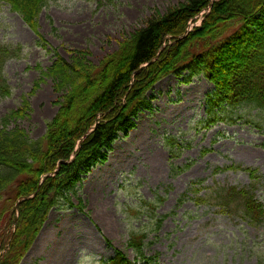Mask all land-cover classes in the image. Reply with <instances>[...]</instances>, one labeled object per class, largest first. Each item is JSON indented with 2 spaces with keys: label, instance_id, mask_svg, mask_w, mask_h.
<instances>
[{
  "label": "rangeland",
  "instance_id": "1",
  "mask_svg": "<svg viewBox=\"0 0 264 264\" xmlns=\"http://www.w3.org/2000/svg\"><path fill=\"white\" fill-rule=\"evenodd\" d=\"M183 1L49 0L39 15L41 37L0 2V44L22 47L4 68L12 93L0 100V124L27 100L29 114L8 126L25 129L32 140L43 137L63 95L44 74L57 54L70 61L72 51L85 50L98 64L152 15ZM214 89L204 76L187 72L155 84L148 93L156 96L153 110L141 112L135 129L120 134L106 160L83 175L74 196L83 211L53 208L19 264H101L115 248L135 262L127 241L137 231L147 232L146 252L158 255L157 264H257L256 256H241L239 243L259 240L264 226L195 199L213 188L252 183L248 171L230 166L264 176V112L246 110L244 119L209 125L206 98ZM249 117L263 129L246 123ZM256 193L264 202V185Z\"/></svg>",
  "mask_w": 264,
  "mask_h": 264
},
{
  "label": "trees",
  "instance_id": "2",
  "mask_svg": "<svg viewBox=\"0 0 264 264\" xmlns=\"http://www.w3.org/2000/svg\"><path fill=\"white\" fill-rule=\"evenodd\" d=\"M0 2L39 33V15L49 0ZM21 52L20 45L0 44V100L12 93L5 65ZM89 54L72 51L70 61L57 54L44 72L63 95L43 137L32 140L25 129L8 126L11 119L29 114L27 100L2 119L0 264L21 262L53 208L77 206L83 211L80 197L79 204L74 203L83 175L106 160V151L120 134L127 136L136 127L141 112L153 110L156 96L148 93L164 77L187 72L189 78L204 76L213 84L215 89L206 98L209 125L244 119L246 110L264 112V0H185L152 15L98 64ZM238 109L244 112L233 116ZM246 123L263 129L254 117ZM237 168L249 172L251 184L213 188L195 199L252 226H264V202L256 193L264 176L248 167L226 169ZM147 238L144 231L130 235L127 248L134 251L135 262L115 248L114 256L101 264H157L158 255L146 252ZM246 238L239 243L241 256H256L257 264H264V234L259 240Z\"/></svg>",
  "mask_w": 264,
  "mask_h": 264
},
{
  "label": "water",
  "instance_id": "3",
  "mask_svg": "<svg viewBox=\"0 0 264 264\" xmlns=\"http://www.w3.org/2000/svg\"><path fill=\"white\" fill-rule=\"evenodd\" d=\"M20 201H21V200H20ZM20 201H19V202H20ZM19 202H18V203H19ZM16 209H17V207H15V210H16Z\"/></svg>",
  "mask_w": 264,
  "mask_h": 264
}]
</instances>
